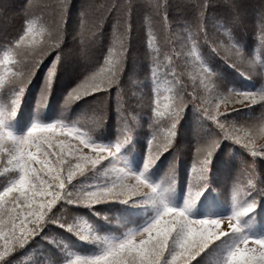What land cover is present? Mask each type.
Here are the masks:
<instances>
[{"label":"snow or ice","instance_id":"1","mask_svg":"<svg viewBox=\"0 0 264 264\" xmlns=\"http://www.w3.org/2000/svg\"><path fill=\"white\" fill-rule=\"evenodd\" d=\"M214 2L202 0L195 4L198 20L195 32L186 26V37L173 33L163 59L149 33L150 92L147 103L138 105L135 115L121 110L117 83L124 53L128 51L134 10L129 0L122 5L113 2L105 10L114 13L112 45L95 70L81 72L79 82L64 99L60 117L47 123L37 118L22 134L14 132L9 123L17 113L25 88L44 60L51 56L37 99L38 115L63 65V13L67 0H61L60 15L54 23L26 18L22 34L4 39L0 44L4 49L0 58V264H19L11 260L13 254L38 236L56 244L62 255L40 251L38 246L31 264H192L201 253L210 255L216 248L214 242L222 238L227 241L230 236L234 239L225 249L217 251L210 264H264V235L249 233L244 223V217L264 197V169L257 174L255 159L264 157V61L246 58L243 47L238 41L232 42L227 30L223 33L228 38L227 46L215 43L203 23L204 12H209ZM150 4L158 15L167 9L166 0H150ZM229 6L236 13L237 0H230ZM85 17L86 13L82 12L81 45L85 44L86 35L90 42H95L104 20L102 15L98 22L88 26ZM233 19L239 20V15ZM260 19L264 21V4ZM162 20L167 30V16L163 15ZM260 27L264 48V23ZM197 34L211 48L210 55L220 56L223 51L225 55L221 58L241 76L246 79L253 73L260 76V87L253 91L222 83L209 60L198 51V41L194 38ZM173 58L182 59L183 72H177ZM242 66H246L245 71H241ZM113 85H117V135L114 141L104 142L97 138L106 119L104 102L98 101L95 94L104 96ZM221 87L225 91H220ZM89 96L94 97L91 106L96 105L99 114L88 120L81 116L67 119L69 107ZM257 102L262 109L258 118L252 114L243 119L231 117L230 114L251 109ZM189 106L202 135L196 139L186 197L177 206L169 198L176 185V158L160 180L153 181L148 173L157 159L173 147L178 124ZM143 117H147V128L151 131L143 167L137 171L122 150L132 142L134 130L141 126ZM162 122L166 127H161ZM225 140L239 146L252 159L242 157L240 175L232 179L230 214L196 217L193 206L210 186L209 166ZM80 177L93 182L81 183ZM106 201L142 206L151 214L139 225L128 226L117 221L118 232L102 233L73 211L80 206L91 210V206ZM50 224L95 245V250L89 254L73 252L63 240L49 234L41 236Z\"/></svg>","mask_w":264,"mask_h":264},{"label":"trees","instance_id":"2","mask_svg":"<svg viewBox=\"0 0 264 264\" xmlns=\"http://www.w3.org/2000/svg\"><path fill=\"white\" fill-rule=\"evenodd\" d=\"M115 2L124 4L125 0H67V6L63 13L64 37L62 44L64 50L63 65L53 79L50 92L47 96L43 110L37 115V99L41 92L44 76L52 57H47L37 69L35 75L28 83L20 101V106L15 117L9 125L23 131L37 118L42 122H52L59 118L62 105L68 91L73 88L81 78V72L95 70L99 63H103L108 48L112 45V17L114 13L105 10ZM133 4V12L130 19L131 29L128 41V51L124 53L122 67L119 72V99L121 110L132 112L133 115L139 111L138 105L147 103L150 92L151 78V55L148 46L149 33L154 37V47L160 51L161 59L169 50L168 41L175 33L178 37H186L184 31L186 26H191L195 32L198 23L195 4L202 0H166L167 9L162 14H157L151 7L150 0H129ZM61 0H0V44L4 39H11L17 34H22V27L26 18L36 19L43 23H54L60 15ZM264 0H237L236 13L230 10V0H215L210 5V10L204 12L203 20L206 30L215 38V43L228 44V38L223 35L227 30L233 37L232 42L238 41L243 47L246 58L264 61V48L261 47V21L260 11ZM85 12L88 26L94 25L103 15V25L97 34L95 42L85 36V44H80V18ZM239 15V20H234V15ZM167 16V30H165L162 16ZM223 25V27H220ZM75 38V40H74ZM198 41V51L212 64L219 74L222 83L229 87L255 91L261 85V78L256 74L244 78L234 68L229 67L221 58L225 55L221 51L220 56L211 53L209 45L203 43V37L199 34L194 36ZM212 47L215 44L209 42ZM4 49L0 48V58L3 57ZM177 72H183L182 59L173 58ZM228 63H231L229 60ZM246 66L241 67L245 71ZM187 82V77H184ZM117 85L108 89L104 96L95 94L98 101L104 102L105 124L97 133V138L104 142L114 141L117 135ZM225 91L223 87L219 89ZM93 96L84 97L74 102L66 113L67 119L81 116L88 120L99 114L96 105H92ZM88 108V109H87ZM239 108V107H238ZM87 109L86 111H83ZM260 103L251 105V109H241L230 114L232 118L243 119L249 114L259 117L261 114ZM161 127H166L162 122ZM150 129L147 128V117H143L141 126L133 133L132 142L125 146V154L131 158L133 163L141 166L145 160L147 140ZM202 135L200 126L195 120L191 107L185 109L184 116L177 127V136L174 138L173 147L165 151L149 169V175L160 180L167 171L173 158H176V185L171 195L176 204H183L186 197L189 174L195 151L196 139ZM261 142L258 140V143ZM232 151L229 152L228 149ZM242 157L249 160L252 158L248 153L242 152L239 146H234L225 140L215 152L209 166V187L205 188L201 196L193 206L192 212L196 217L204 215L225 216L231 212V182L233 177H238L241 172ZM256 172L259 174L264 169V157H256ZM81 183H92L91 179L78 178ZM215 189V190H214ZM141 207V206H140ZM117 201L100 202L91 206L74 208L73 211L94 224L102 233H116L119 231L117 221H122L128 226L143 223L151 213L143 212L142 208ZM94 213H98L96 215ZM107 217V219H105ZM247 229H254L256 234L264 233V197L258 199L257 207L244 217ZM49 234L54 238L63 240L69 244V250L81 254H89L95 250V245L79 240L71 233L56 225H47L41 236ZM232 240L230 236L227 241L223 238L214 242L216 248L210 255L201 253L192 264H210L218 250L225 249ZM38 250L49 252L55 256H61L56 244H50L47 240L36 237L23 249H18L11 260H17L19 264H31L36 258ZM212 247V246H210ZM62 248V245H60ZM205 252H208L206 249Z\"/></svg>","mask_w":264,"mask_h":264},{"label":"rangeland","instance_id":"3","mask_svg":"<svg viewBox=\"0 0 264 264\" xmlns=\"http://www.w3.org/2000/svg\"><path fill=\"white\" fill-rule=\"evenodd\" d=\"M230 106H233V105H230ZM234 107H240L239 105H234ZM221 110H223V106H222V108H221ZM33 123V122H32ZM32 125V124H31ZM31 125H28L27 126V128L25 129V130H23V131H20V130H17V129H15L16 127H13V126H10L9 125V127L14 131V132H16L17 134H22V133H24ZM125 150H126V148H124L123 150H122V152H123V154H125ZM126 155V154H125ZM127 156V155H126ZM128 157V161H129V164H130V166L134 169V170H137V171H139L142 167H143V164H144V162H143V164L141 165V166H139V164H135V163H133V161L131 160V158L129 157V156H127ZM149 174V173H148ZM150 176V175H149ZM151 177V179L153 180V181H158L157 179H154L152 176H150ZM91 182H93V181H91ZM169 198H170V200L174 203L176 200H175V198L171 195V193H169ZM175 205H177V206H180V205H182V203L181 204H176V203H174ZM138 207H140V206H138ZM140 208H142L143 210V212H147V213H150V210L149 209H145L144 207H140ZM246 231H248L249 233H251V234H254V235H264V233H262V234H256V231L254 230V229H246ZM234 239V237H232V240Z\"/></svg>","mask_w":264,"mask_h":264}]
</instances>
